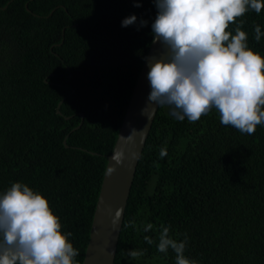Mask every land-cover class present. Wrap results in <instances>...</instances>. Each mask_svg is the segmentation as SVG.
Instances as JSON below:
<instances>
[{"label":"trees","instance_id":"obj_1","mask_svg":"<svg viewBox=\"0 0 264 264\" xmlns=\"http://www.w3.org/2000/svg\"><path fill=\"white\" fill-rule=\"evenodd\" d=\"M156 11L152 0H0V193L23 182L46 197L62 232L73 234L78 264ZM130 15L137 22L122 27ZM240 20L264 58V35L254 38L255 25L264 33V9ZM161 225L178 241L187 235L185 255L198 264H264V126L242 134L215 109L190 123L159 107L114 264H175L171 249L144 240L158 242ZM128 250L144 255L132 259Z\"/></svg>","mask_w":264,"mask_h":264},{"label":"clouds","instance_id":"obj_2","mask_svg":"<svg viewBox=\"0 0 264 264\" xmlns=\"http://www.w3.org/2000/svg\"><path fill=\"white\" fill-rule=\"evenodd\" d=\"M156 15L151 23L153 43L160 53L145 56L150 86L148 102L167 106L170 115L197 122L213 109L219 121L242 134L252 135L264 126V58L248 46L237 18L264 9L262 0H152ZM140 7L141 0H133ZM137 22L135 15L124 18L122 27ZM140 26L148 21L141 19ZM235 25L234 33L229 31ZM255 40L264 33L254 26ZM131 138V135L129 136ZM160 155H166L161 148ZM114 165L123 162V153L112 156ZM126 227H136L129 221ZM153 225H144L145 232ZM137 230H139L137 228ZM73 234L62 232L60 218L49 201L26 183L13 182L0 193V264H78L79 250L69 240ZM187 235L178 241L170 235V226H160L158 242L145 236L157 251L175 253V264H198L185 255ZM143 250H128L127 256L139 259Z\"/></svg>","mask_w":264,"mask_h":264},{"label":"water","instance_id":"obj_3","mask_svg":"<svg viewBox=\"0 0 264 264\" xmlns=\"http://www.w3.org/2000/svg\"><path fill=\"white\" fill-rule=\"evenodd\" d=\"M160 48L159 43L152 42L147 56L159 54ZM148 71L145 61L113 152L108 157L83 264H114L115 262L136 170L159 110V107L148 102L150 92ZM60 105L61 103L59 107ZM64 142L67 144L66 140ZM117 151L123 153V162L116 164L115 171L107 175V169L115 164L111 158Z\"/></svg>","mask_w":264,"mask_h":264}]
</instances>
